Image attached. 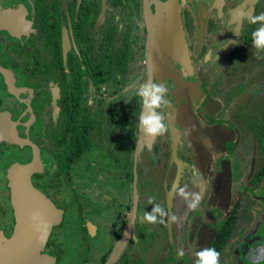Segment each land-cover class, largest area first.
Returning <instances> with one entry per match:
<instances>
[{
	"label": "flooded vegetation",
	"instance_id": "af4514ba",
	"mask_svg": "<svg viewBox=\"0 0 264 264\" xmlns=\"http://www.w3.org/2000/svg\"><path fill=\"white\" fill-rule=\"evenodd\" d=\"M168 1L0 0L1 247L18 223L9 171L39 160L30 180L64 217L34 264H196L206 247L221 264H264V50L248 19L264 0H178L186 46L176 57L165 36L156 42L168 70L151 80L168 89L169 130L141 140L145 11ZM132 67L142 69L128 82ZM70 114L88 116L93 138L65 172ZM83 154L91 172L72 177ZM185 185L201 195L195 210ZM151 198L176 221L141 222Z\"/></svg>",
	"mask_w": 264,
	"mask_h": 264
},
{
	"label": "water",
	"instance_id": "95a60500",
	"mask_svg": "<svg viewBox=\"0 0 264 264\" xmlns=\"http://www.w3.org/2000/svg\"><path fill=\"white\" fill-rule=\"evenodd\" d=\"M145 15L150 21L148 51L151 60L149 65L151 81L152 75L157 69L168 70L156 59L155 45L157 36L159 39L161 37L159 36L160 29L164 31L162 34L165 36L164 46L166 44L174 56L180 57L174 50L180 45L185 48L186 43L178 0H169L158 6L155 16L149 9L145 11ZM162 25L163 28L160 27ZM143 136L144 133L141 140ZM147 138L149 137L147 136ZM38 165L39 160L25 166L17 164L9 171L18 223L14 238L6 242L5 246H0V264H34L36 261H40L39 252L45 247L54 227L63 221L64 212L58 209L50 198L41 194L30 180L33 172L37 171ZM12 251L16 252V256L10 255ZM52 261L54 260L52 259Z\"/></svg>",
	"mask_w": 264,
	"mask_h": 264
},
{
	"label": "clouds",
	"instance_id": "9594fccd",
	"mask_svg": "<svg viewBox=\"0 0 264 264\" xmlns=\"http://www.w3.org/2000/svg\"><path fill=\"white\" fill-rule=\"evenodd\" d=\"M250 24H258L259 27L252 32V46L259 50H264V12L259 15L249 16ZM136 95L140 97L142 104V111L138 117L139 128L148 137H159L165 135L169 128L167 124V117L163 111L168 105V89L166 85L156 81H147L140 84L135 89ZM92 101H89L91 103ZM199 175V173H197ZM180 197L187 203L189 209L195 210L201 201L199 192H190L187 190V185L177 189ZM155 198L150 199L153 207L150 212H144L140 217L141 222L149 224H163L165 223L164 217L172 222H175L177 217L169 216L165 208L159 204L154 203ZM159 217V219H158ZM259 255L264 256V248L258 249ZM180 256L184 255L181 249L178 253ZM196 264H221L220 253L213 247L203 248L197 253Z\"/></svg>",
	"mask_w": 264,
	"mask_h": 264
},
{
	"label": "trees",
	"instance_id": "16d2710c",
	"mask_svg": "<svg viewBox=\"0 0 264 264\" xmlns=\"http://www.w3.org/2000/svg\"><path fill=\"white\" fill-rule=\"evenodd\" d=\"M123 73H126L127 69L125 67L121 68ZM139 99V106H136L137 110L142 108L141 99ZM66 122L69 124L68 129L66 130V135L71 136V139L75 142L68 147L66 156L64 159V170L67 172L75 160L78 158L80 153L86 150L89 147L90 140L93 138L90 136L91 129L93 126L89 125V119L87 115H82L81 117L78 114H70L66 116ZM78 141L77 147H74Z\"/></svg>",
	"mask_w": 264,
	"mask_h": 264
},
{
	"label": "rangeland",
	"instance_id": "374dc122",
	"mask_svg": "<svg viewBox=\"0 0 264 264\" xmlns=\"http://www.w3.org/2000/svg\"><path fill=\"white\" fill-rule=\"evenodd\" d=\"M145 21L147 22V25L149 26V25H150L149 18L145 19ZM160 23H161V22H160ZM160 27L163 28V25L160 26ZM162 34H163V29H162V30L160 29L159 36H161V37H160L159 40H157V42H159V43L163 42V40H162L163 35H162ZM141 69H142V68H139V69H138L137 67H136V68H135V67H132V68H131V72L129 73V79H128V82H129L130 80H132L133 77H136L137 73H138ZM117 73H119V71H118ZM129 84H130V83H129ZM131 92H132V91L127 90V91L125 92V94H124V96L127 97V100H128V101H129V100L131 99V97L133 96V92H132V93H131ZM99 110H100V109H99ZM149 144H150V143H149ZM131 145H132V144H131ZM131 145L129 146V149H130V150H132V149H131V148H132ZM96 156H97V157H103V156H104V149H103V148H100V149L96 152ZM89 159H90V157H89ZM88 164H89V163H88V156H87V154H83V155H81L80 158L78 159V161L76 162V164L74 165V167L72 168V171L70 170V173H71L72 177L76 175V174H74V173L76 172V169H75V168H79V167H81L80 172L83 171V173H85V170L91 172L90 169H89ZM90 178H91V175H90ZM88 179H89V177H88ZM66 182H67V181H66ZM66 182H65V183H66ZM72 182H73V180H72ZM71 189H72L71 186H69V184L66 183V190H69V192H73ZM74 224H75V220H74V218H73L72 221H71L70 226H71V225L74 226ZM69 231L72 233V229H70ZM72 262H73V261H72V259H71L69 264H73Z\"/></svg>",
	"mask_w": 264,
	"mask_h": 264
}]
</instances>
